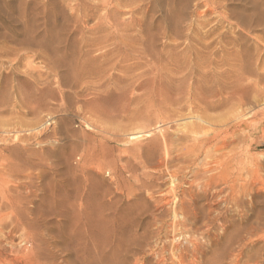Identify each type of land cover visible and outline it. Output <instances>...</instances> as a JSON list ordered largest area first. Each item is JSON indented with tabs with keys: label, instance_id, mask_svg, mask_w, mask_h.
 Here are the masks:
<instances>
[{
	"label": "rangeland",
	"instance_id": "1",
	"mask_svg": "<svg viewBox=\"0 0 264 264\" xmlns=\"http://www.w3.org/2000/svg\"><path fill=\"white\" fill-rule=\"evenodd\" d=\"M248 1L0 0V204L14 196L16 207L0 210V264H49L51 254V264H179L181 255L182 264H264L259 183L201 200L222 218L193 238L204 247L195 256L163 201L171 182L181 198L204 164L185 171L190 157L178 154L209 148L227 125L249 133L238 127L214 144L235 140L230 148H252L264 165V26L239 27ZM246 53L248 74L234 59ZM250 226L262 228L256 237Z\"/></svg>",
	"mask_w": 264,
	"mask_h": 264
},
{
	"label": "bare ground",
	"instance_id": "2",
	"mask_svg": "<svg viewBox=\"0 0 264 264\" xmlns=\"http://www.w3.org/2000/svg\"><path fill=\"white\" fill-rule=\"evenodd\" d=\"M248 3H251V15L246 19H242V21H240L241 23H239L240 28L242 27V29L244 30V32H250L252 31V29H254L255 27H263L264 26V0H262L260 2V4H258L257 1L255 0H249ZM105 6V5H104ZM215 6V5H214ZM218 9V8H217ZM214 13V12H213ZM215 14V13H214ZM243 14V13H242ZM105 18V17H103ZM238 19V18H237ZM216 24V23H215ZM26 26V25H25ZM216 27V26H215ZM236 28V27H235ZM257 29V28H256ZM219 40V39H218ZM234 45V44H233ZM239 46L238 44H235V46ZM212 46V44L208 45V49H210ZM242 46V45H241ZM213 51V50H212ZM216 51V50H215ZM238 53V52H237ZM261 53V52H260ZM247 54V53H246ZM213 55V54H212ZM236 59L235 61L238 62L241 61L243 62L244 65L240 66L242 67V71L245 73H252V68L249 63H247V57L248 54L244 56H240L239 55H235L234 56ZM240 57V59H239ZM191 62V61H190ZM253 65V64H252ZM239 66V65H238ZM240 69V67H239ZM238 71V70H237ZM236 71V72H237ZM232 72V71H231ZM197 73V72H196ZM229 73V72H228ZM235 73V72H234ZM232 73V74H234ZM240 74V73H239ZM254 74V73H253ZM204 75V74H203ZM193 76V75H192ZM207 76V75H206ZM229 76V75H228ZM237 76V75H236ZM230 77V76H229ZM232 77V76H231ZM258 77H261L260 75ZM262 77L263 74H262ZM261 77V78H262ZM263 79V78H262ZM222 80V79H221ZM234 82V81H233ZM236 85V84H235ZM214 86V85H213ZM235 87V86H234ZM252 89V88H251ZM254 89V88H253ZM218 92V91H216ZM214 93V92H213ZM251 93V92H250ZM52 94V93H51ZM233 94V93H232ZM246 94V93H245ZM212 96V95H211ZM42 99V98H41ZM225 99V98H224ZM243 100V99H242ZM245 102V101H244ZM248 102V101H247ZM251 103L249 104H244L242 103V101L240 100V105L241 106H249ZM253 105V104H252ZM254 108V107H253ZM209 110H213V106L210 104L208 106ZM208 125H210L211 127L214 125L211 121H207L206 122ZM221 125V124H220ZM248 124L244 123L241 124L240 126H236V125H227L225 126L223 129H221V131H219L215 136L213 137H209L208 139L205 140V144L207 146H209V148H193L187 151L186 154H178L177 157L179 158H183V159H187L188 157H190V163L184 168L185 171L189 170L191 168V166L193 165V163H195L197 161L198 158H200L201 156L204 157V164L202 168H199V170H197L194 174V180L192 182L189 183H185L183 185H185V187L183 188H179L180 192H181V198H178L177 195V187H175L174 182H171V187H170V191L167 195H165L166 197H164L163 201L165 202V207H171V213L173 214V227L178 229V232L182 235V236H187L189 243L194 246L193 248V252L190 251V253L192 252V255L195 256L197 255V253L201 250L202 252H204V247L200 248V244L197 241L198 239H193L196 235H206L207 237H210L211 235V231L212 229L214 230V224L215 222H219L222 218V214L218 213L215 214L214 210H211V207L208 209H206V207L204 206L205 204H202V206L199 204L201 202V200L204 198H207V196L209 197L208 194H210V192L212 191H217L216 192V196L220 197L222 195H227L228 198H233L236 195L239 194H250L251 191L252 193L255 191H253V189L251 188L253 184H260V188L257 189L258 191H264V176H262L261 172H264V165L261 163H258L254 160L253 155H251L252 152V148H230L233 143L235 142V140L231 141V140H227L226 142L223 143V145L216 143L214 144L218 138L223 134V133H227L230 132L231 130H233V134L237 135L238 131V127H242V130L244 131V133L249 131V127H247ZM214 128V127H213ZM260 127H254L252 129V131H259ZM60 130V129H59ZM249 133V132H248ZM212 136V135H211ZM242 138V137H241ZM221 142V141H220ZM189 153V154H188ZM192 153V155L190 154ZM178 158V159H179ZM142 161V160H141ZM170 161V160H169ZM168 159L163 158L162 160H160L159 164L161 165H168ZM187 162V161H186ZM93 164V163H92ZM97 164V163H96ZM104 164V163H103ZM170 164V162H169ZM187 164V163H186ZM89 165V164H88ZM103 166V165H102ZM164 166V167H165ZM99 167V166H98ZM167 167V166H166ZM165 167V168H166ZM126 168V167H125ZM173 168V167H172ZM168 169V167H167ZM180 169V168H179ZM179 169H176L177 171H179ZM181 170V169H180ZM182 172V170H181ZM191 172V171H190ZM28 173V172H27ZM189 173V172H188ZM193 173V172H192ZM131 174V173H130ZM174 175V174H173ZM178 176V175H176ZM175 176V177H176ZM3 177V176H2ZM174 177V176H173ZM177 178V177H176ZM179 178V177H178ZM2 179V178H0ZM175 179V178H173ZM244 180L245 183L244 184H239V181ZM176 182V181H175ZM88 183V182H87ZM179 183H181V181H179ZM39 185V184H38ZM150 185V184H149ZM182 185V184H181ZM181 185H179L180 187H182ZM220 186H224L221 189L217 190L218 187ZM255 188V187H253ZM162 191V190H161ZM168 192V190H167ZM165 192V193H167ZM179 192V193H180ZM138 193V192H137ZM3 194V193H2ZM129 194V193H128ZM159 194V193H158ZM212 194H214L212 192ZM248 194V195H249ZM7 195V194H5ZM161 195V194H160ZM246 195V197L248 196ZM0 196H2L0 194ZM13 196V195H11ZM152 196V195H151ZM170 196L174 197L173 200H169L168 197L170 198ZM215 194L213 196V198H216ZM4 197V196H2ZM14 197V196H13ZM12 197V198H13ZM212 197V196H211ZM11 198V200L8 198L6 200V203H2L0 204V210L3 209H12V210H16L15 204L13 203V199ZM77 201H78V207H80V210H84L85 209V204L88 203L89 199L87 200V202H85L86 200L84 199V197H82L81 195H78L77 197ZM226 198V197H225ZM227 198V200H229ZM4 199H6L4 197ZM172 199V198H171ZM208 199V198H207ZM221 200V198H219V201ZM237 202L239 201L238 198H236ZM5 201V200H3ZM162 201V200H160ZM22 202V201H21ZM218 202V201H217ZM235 202V201H234ZM17 203V202H16ZM158 203H162V202H158ZM157 203V205H158ZM220 203V202H219ZM218 203V204H219ZM227 203V202H226ZM20 204V203H19ZM216 204V203H215ZM232 204V202H231ZM93 205V204H92ZM217 205V204H216ZM88 206V205H86ZM91 206V205H90ZM160 206V204H159ZM162 206V205H161ZM215 206V205H214ZM213 206V208H214ZM26 207V206H25ZM92 209V206H91ZM11 210V211H12ZM72 210V209H71ZM86 210V209H85ZM84 210V211H85ZM88 210V209H87ZM56 211V210H55ZM122 211V210H121ZM165 211V210H163ZM166 212V211H165ZM213 213L215 215H213ZM162 214V213H161ZM224 215V213H223ZM11 216H13L11 214ZM215 216V217H214ZM225 216V215H224ZM7 217V216H6ZM16 217V216H15ZM164 219L166 218L165 216H163ZM172 217V216H171ZM19 218V217H18ZM17 218V220H18ZM168 218V217H167ZM179 218H181L179 220ZM224 218V217H223ZM158 219V218H157ZM163 219V220H164ZM225 219V218H224ZM15 220V219H14ZM16 220V221H17ZM170 220V219H169ZM158 221V220H157ZM14 222L15 221H11ZM167 222V221H166ZM171 222V220H170ZM169 222V223H170ZM201 222V224H200ZM165 223V222H164ZM10 224V223H9ZM154 225V223H152ZM163 225V223H162ZM165 225V224H164ZM200 225V226H199ZM14 226V225H13ZM159 226V225H158ZM162 227V226H161ZM172 228V227H171ZM216 228V227H215ZM175 229V230H176ZM184 229V230H183ZM262 228L260 227H254V226H250L248 229L245 228V230L247 231L246 235L247 236H252L254 237L255 234H258V232L261 230ZM146 230V229H145ZM169 230V229H168ZM173 230V229H172ZM243 230V229H242ZM223 231V230H222ZM244 231V230H243ZM170 232V231H169ZM242 232V231H240ZM171 233V232H170ZM169 233V234H170ZM243 233V232H242ZM175 234V233H174ZM232 234V233H231ZM245 234V232H244ZM35 235V234H34ZM152 235V234H151ZM173 235V232H172ZM159 237V235H157ZM145 237V236H144ZM157 237V238H158ZM174 237V236H173ZM178 237V236H177ZM203 237V236H202ZM204 237V238H207ZM251 237V238H252ZM256 237V236H255ZM150 238V239H149ZM148 239L151 240V237H149ZM156 238V237H155ZM203 238V239H204ZM249 238V239H251ZM51 239H57V237H52ZM154 239V238H153ZM161 241V238H159ZM168 239V238H167ZM186 239V238H184ZM249 239L245 238L244 240H241L240 242V251L241 254L244 250V246L247 244L246 240L248 242ZM146 240V239H145ZM200 240V239H199ZM207 240H209V238H207ZM260 240V239H257ZM49 241V240H48ZM157 241V240H156ZM159 241V240H158ZM187 241V240H186ZM212 241V240H211ZM237 241V240H236ZM264 241V240H263ZM51 241L47 242V246L49 249H53L56 253L60 252L62 254L65 255H71V251L69 249H67V247H69V245L67 246V243L62 241V242H57L58 244H60L61 246H56L55 244H51ZM185 242V241H184ZM53 243V242H52ZM147 243V242H146ZM212 243V242H210ZM233 243V242H232ZM231 243V244H232ZM253 243V241H252ZM251 243V244H252ZM27 244V243H26ZM152 244V243H151ZM157 244V243H156ZM55 245V246H54ZM142 245V244H141ZM150 245V244H149ZM158 245V244H157ZM203 245V244H202ZM237 245V244H236ZM139 248L141 247L140 245H138ZM144 246V245H143ZM142 246V247H143ZM180 246V245H179ZM178 246V247H179ZM211 246H213L211 244ZM233 245H231L230 247H232ZM131 247V246H130ZM150 247V246H148ZM166 248V245L163 246ZM181 247V246H180ZM248 247V246H246ZM264 247V246H263ZM234 248V247H233ZM179 248H177L178 250ZM247 249V248H246ZM164 250V249H163ZM181 250V249H179ZM187 250V249H186ZM185 250V251H186ZM190 250V249H189ZM187 250V251H189ZM238 250V249H237ZM235 250V251H237ZM260 250V249H259ZM51 251V250H50ZM153 251V250H152ZM160 251V250H159ZM176 251V250H175ZM184 251V252H185ZM232 251V250H231ZM155 252V251H154ZM153 252V253H154ZM158 252V251H157ZM164 252V251H163ZM178 252V251H177ZM181 252V251H180ZM201 252V253H202ZM230 252V251H229ZM143 253V252H142ZM171 253V252H170ZM174 253V252H173ZM189 253V254H190ZM225 253V252H224ZM228 252L225 253V255ZM234 254V252H231ZM51 254V253H50ZM158 254V253H157ZM156 254V255H157ZM160 254V253H159ZM203 254V253H202ZM244 254V253H243ZM242 254V258L245 257ZM246 254V252H245ZM45 255H49V253L45 254ZM65 255L64 258L65 259ZM154 255V254H153ZM174 255V254H173ZM224 254H222L223 256ZM229 255V254H228ZM228 255H226L228 257ZM176 256V254H175ZM178 256V254H177ZM199 256V255H198ZM235 256V255H234ZM51 259H55V256H53L51 254ZM186 257V255H181L179 256L180 259V263L182 264L184 262V258ZM47 258V257H46ZM49 258V257H48ZM192 258V257H191ZM225 258V256L223 257ZM230 258V257H229ZM251 258V257H250ZM172 259V258H170ZM187 259V257L185 258ZM257 260V258H255ZM253 259V260H255ZM49 262V264L52 263V261ZM66 260V259H65ZM162 260V259H161ZM225 260V259H224ZM242 260V259H241ZM47 261H49L47 259ZM55 261V260H54ZM164 261V259L162 260ZM170 261V260H169ZM173 261V260H172ZM178 261V260H177ZM193 261V260H192ZM195 261V260H194ZM262 261V260H261ZM187 261H185L186 263ZM196 262V261H195ZM199 262V261H198ZM61 263H66V262H61ZM136 263V262H135ZM138 263V261H137ZM194 263V262H193ZM201 263V262H200ZM215 263V262H214ZM241 263V262H240ZM53 264H55L53 262ZM68 264V263H67ZM140 264V263H138ZM163 264V263H162ZM172 264V263H170ZM187 264V263H186ZM190 264V263H189ZM199 264V263H198ZM208 264V263H207ZM211 264V263H210Z\"/></svg>",
	"mask_w": 264,
	"mask_h": 264
}]
</instances>
